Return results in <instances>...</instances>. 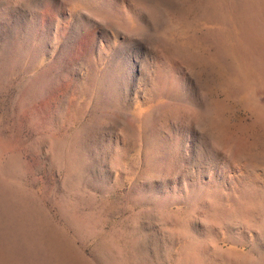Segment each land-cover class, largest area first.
<instances>
[{"label":"rangeland","instance_id":"374dc122","mask_svg":"<svg viewBox=\"0 0 264 264\" xmlns=\"http://www.w3.org/2000/svg\"><path fill=\"white\" fill-rule=\"evenodd\" d=\"M0 264H264V0H0Z\"/></svg>","mask_w":264,"mask_h":264}]
</instances>
